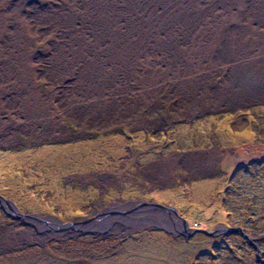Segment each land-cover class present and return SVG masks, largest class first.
<instances>
[{"label":"rangeland","instance_id":"1","mask_svg":"<svg viewBox=\"0 0 264 264\" xmlns=\"http://www.w3.org/2000/svg\"><path fill=\"white\" fill-rule=\"evenodd\" d=\"M143 1L0 0V264H264V0Z\"/></svg>","mask_w":264,"mask_h":264},{"label":"crops","instance_id":"2","mask_svg":"<svg viewBox=\"0 0 264 264\" xmlns=\"http://www.w3.org/2000/svg\"><path fill=\"white\" fill-rule=\"evenodd\" d=\"M50 62V61H49ZM48 62V63H49ZM163 73L167 76L168 74H166L167 73V71L165 70V68H164V71H163ZM168 77H169V75H168ZM166 82L164 83V84H166V86H167V89L169 88V81H168V79H164ZM143 83V82H142ZM141 83V84H142ZM144 84V83H143ZM240 103H242V101H240V102H237V107H234V109L233 110H230L231 111V113H236L239 109H240V107H241V105H240ZM233 104H236V103H230V102H227V104H226V106H228V105H233ZM240 105V106H239ZM225 109H227V107H225ZM54 118V117H53ZM169 123L167 122H165V125L167 126V127H169V125H168ZM156 146H158L157 144L156 145H153L152 147H156ZM163 148V147H162ZM156 148V149H154V148H152V150H153V154H154V157L155 158H160L159 160H158V162H161V163H166L167 165H168V167H169V157L171 156V157H174V159H173V161H172V165H171V167H170V171H171V178H170V180H169V182L167 181V180H165L164 182H163V184L166 186V188L163 190L164 192H162V193H164L163 195H156V197H157V199H160V200H162V199H164V200H166L167 198L165 197V195H167V193H166V190H170V187L172 186V185H174V184H172V181H171V179H176V182H178V181H185L186 182V177H188V178H190L191 176H199V177H205V175L206 174H203V172L204 171H197V172H194L193 174H191L190 172H191V170H189V168H191L190 167V164H192V163H194L195 161H199V165H201L203 162L205 163V161H203V160H206L207 161V159L206 158H212V157H201V158H197L196 160H194V161H189V160H185L184 159V152L182 153V155H177V154H175V153H173V152H171V151H169V148L168 149H165V148ZM163 150V151H162ZM222 152V151H221ZM156 153H157V157H156ZM207 154H210L209 152H206ZM216 153H218V151L216 152ZM218 155V154H217ZM183 157V158H182ZM233 157H232V154H230L228 157H226V159L227 160H231ZM166 159V160H165ZM209 163V162H208ZM208 163H207V165H205L204 167H207L208 166ZM164 164H161V167H159V169L161 170L162 169V166H163ZM195 165H193V167H194ZM159 170V171H160ZM190 171V172H189ZM198 174H200V175H198ZM203 175V176H202ZM190 176V177H189ZM167 181V182H166ZM175 184H178V185H180L181 183H175ZM171 195V194H170ZM164 205V204H163ZM160 208V207H159ZM168 212V211H167ZM161 213V211H159V212H155V215L157 216V214H160ZM169 213V212H168ZM167 216V218H168V220H169V216L168 215H166ZM114 218H112V220H113ZM115 220V219H114ZM125 220H129V219H125ZM168 220H166V221H168ZM105 221V220H104ZM104 221H100L101 223H103L104 224ZM108 223H109V220L107 219L106 220ZM130 221H131V219H130ZM99 222V223H100ZM156 222H158V221H156ZM159 227L160 228H166V230H165V232H169L170 230L169 229H175L176 227V225H174V227H172L171 226V228H169V224H167V223H164V222H159Z\"/></svg>","mask_w":264,"mask_h":264},{"label":"bare ground","instance_id":"3","mask_svg":"<svg viewBox=\"0 0 264 264\" xmlns=\"http://www.w3.org/2000/svg\"><path fill=\"white\" fill-rule=\"evenodd\" d=\"M186 1L191 2V0H169V21L174 20V19H180L183 21L190 20L191 18L195 19V14L189 13L190 9H189V6L186 4ZM206 1H208V3H210V4L225 5L226 2H231L233 0H206ZM184 2H185V4H184ZM143 3H147V1L144 0ZM142 6L146 10L149 7L152 12H156V11H154V10H156V0H154L148 7L145 5H142ZM160 7H161L162 11L167 10L165 8L164 0L160 1ZM97 8H98V10H97ZM99 8H100V2L92 3V5H91L92 13L90 14V16H88V21L90 22L92 28H93L94 24H93V21L90 19V17H95L97 19L99 16V15H97V12L100 10ZM108 10H111V8L108 7ZM100 11L101 12H98V13L101 16H102V14L107 15L106 14L107 11H106L105 7L101 8ZM111 13H112V11H111ZM120 15H121V13H120ZM196 15H199V14H196ZM124 18L128 19L127 17H124ZM155 24L157 26V20L155 21ZM91 30L93 31L94 29H91ZM158 207H160V206H158Z\"/></svg>","mask_w":264,"mask_h":264},{"label":"water","instance_id":"4","mask_svg":"<svg viewBox=\"0 0 264 264\" xmlns=\"http://www.w3.org/2000/svg\"><path fill=\"white\" fill-rule=\"evenodd\" d=\"M0 204L3 206V208H5V207H7V209L12 213V214H14V216H16L17 218L18 217H21V218H23V217H28V216H26V215H22V214H20L17 210H16V208H15V206L11 203V202H9L8 200H5L2 196H0ZM151 205H153V204H151ZM166 208V207H165ZM167 209V211L169 212V210H171V208H166ZM175 214V213H174ZM183 221V220H182ZM183 223H184V228L185 229H187V223L185 222V221H183ZM74 225V224H73ZM232 231H233V233H235V232H240V230L238 229V228H236V229H232ZM262 262V261H261ZM264 263V262H263Z\"/></svg>","mask_w":264,"mask_h":264},{"label":"trees","instance_id":"5","mask_svg":"<svg viewBox=\"0 0 264 264\" xmlns=\"http://www.w3.org/2000/svg\"><path fill=\"white\" fill-rule=\"evenodd\" d=\"M239 228V227H238ZM243 234H245L246 235V237L248 238V235L244 232ZM245 238V237H244ZM246 239V238H245ZM259 256H264V254L262 253V252H259ZM259 258H261V257H259Z\"/></svg>","mask_w":264,"mask_h":264},{"label":"flooded vegetation","instance_id":"6","mask_svg":"<svg viewBox=\"0 0 264 264\" xmlns=\"http://www.w3.org/2000/svg\"><path fill=\"white\" fill-rule=\"evenodd\" d=\"M118 218V216H116Z\"/></svg>","mask_w":264,"mask_h":264}]
</instances>
